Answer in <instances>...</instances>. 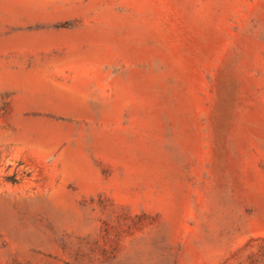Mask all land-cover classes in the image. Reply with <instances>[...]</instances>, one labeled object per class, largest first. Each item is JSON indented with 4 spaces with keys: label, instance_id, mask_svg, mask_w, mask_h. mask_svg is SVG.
I'll use <instances>...</instances> for the list:
<instances>
[{
    "label": "rangeland",
    "instance_id": "rangeland-1",
    "mask_svg": "<svg viewBox=\"0 0 264 264\" xmlns=\"http://www.w3.org/2000/svg\"><path fill=\"white\" fill-rule=\"evenodd\" d=\"M0 264H264V0H0Z\"/></svg>",
    "mask_w": 264,
    "mask_h": 264
}]
</instances>
